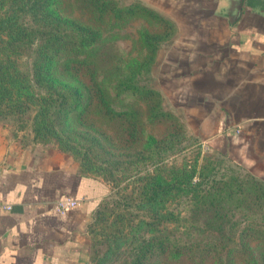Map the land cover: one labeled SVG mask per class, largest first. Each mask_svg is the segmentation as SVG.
Wrapping results in <instances>:
<instances>
[{
  "label": "rangeland",
  "instance_id": "1",
  "mask_svg": "<svg viewBox=\"0 0 264 264\" xmlns=\"http://www.w3.org/2000/svg\"><path fill=\"white\" fill-rule=\"evenodd\" d=\"M97 1L54 0L51 5L62 18L88 26L99 35L95 43L83 49H62L51 67L59 79L82 89L81 104L68 113L67 124H63L68 131H36L32 124L36 107L27 109L21 120L0 115V148L5 162L36 163L57 156L68 159L80 173L102 179L108 192L85 227L88 263H96L92 260L95 251L103 256L112 247L101 264H124L128 246L124 233L137 219H149L147 207L138 202L145 176L157 167L167 171L192 165L195 157L201 163L204 155H212L222 159L217 178L222 173L250 172L264 180V173L250 171L227 151L216 153L210 135L187 127L180 112L179 87L171 86L178 82L170 80L175 74L171 54L184 20L181 0H103L107 6L102 11ZM150 35L154 38L149 45L146 38ZM152 43L156 49L149 61ZM147 90L151 92L145 94ZM150 138L163 140L148 145ZM156 148L168 149L156 153ZM167 207L182 213L186 210L182 198ZM122 214L124 219L119 221ZM127 217L132 219L130 225ZM140 232L150 233L145 226ZM236 242L238 252L232 253L229 264H252L246 259L264 264V239L244 242L240 238ZM160 258L173 260L170 255ZM178 260L184 264H217L209 257L200 261L199 257L182 255Z\"/></svg>",
  "mask_w": 264,
  "mask_h": 264
},
{
  "label": "crops",
  "instance_id": "2",
  "mask_svg": "<svg viewBox=\"0 0 264 264\" xmlns=\"http://www.w3.org/2000/svg\"><path fill=\"white\" fill-rule=\"evenodd\" d=\"M180 7L170 80L178 82L171 86L179 87L187 127L210 135L216 153L264 173V0H181ZM0 152V264L87 263L85 227L106 183L66 158L16 163ZM69 197L81 203L54 209Z\"/></svg>",
  "mask_w": 264,
  "mask_h": 264
},
{
  "label": "trees",
  "instance_id": "3",
  "mask_svg": "<svg viewBox=\"0 0 264 264\" xmlns=\"http://www.w3.org/2000/svg\"><path fill=\"white\" fill-rule=\"evenodd\" d=\"M53 2L0 0V115L21 120L27 109L36 107L32 117L36 131L63 133L68 131L63 127L68 113L81 104L82 89L52 72L54 58L64 48L80 50L95 43L99 35L88 26L59 16L51 8ZM106 6L103 0L97 1L101 11ZM152 37L146 38L147 44ZM151 47L149 61L156 45ZM162 140L150 138L148 145ZM157 148L156 153L168 149ZM221 161L204 155L201 163L195 157L192 165L162 172L157 167L145 176L138 205L147 207L149 219L144 216L130 225L132 219L126 218L131 229L124 233L128 245L124 264H184L178 260L182 255L229 264L232 253L238 252V239H264V180L250 172L222 173L217 178ZM181 198L184 213L167 207ZM122 219L123 214L119 221ZM143 226L149 234L140 232ZM111 249L108 247L103 256L95 251L92 260L103 263ZM162 255L173 260L160 258ZM246 262L256 264L254 259Z\"/></svg>",
  "mask_w": 264,
  "mask_h": 264
},
{
  "label": "built area",
  "instance_id": "4",
  "mask_svg": "<svg viewBox=\"0 0 264 264\" xmlns=\"http://www.w3.org/2000/svg\"><path fill=\"white\" fill-rule=\"evenodd\" d=\"M81 203V199L76 198H66L63 200L58 201L56 204H54V209L59 212H66L70 210L71 208L79 205ZM85 264H89L88 262Z\"/></svg>",
  "mask_w": 264,
  "mask_h": 264
}]
</instances>
